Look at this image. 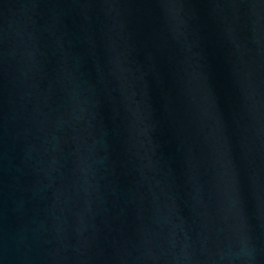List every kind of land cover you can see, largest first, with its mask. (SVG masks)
I'll use <instances>...</instances> for the list:
<instances>
[{"label": "water", "instance_id": "95a60500", "mask_svg": "<svg viewBox=\"0 0 264 264\" xmlns=\"http://www.w3.org/2000/svg\"><path fill=\"white\" fill-rule=\"evenodd\" d=\"M0 264H264V0H0Z\"/></svg>", "mask_w": 264, "mask_h": 264}]
</instances>
